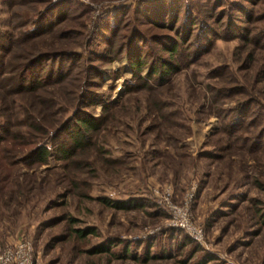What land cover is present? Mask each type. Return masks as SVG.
Wrapping results in <instances>:
<instances>
[{
    "label": "rangeland",
    "instance_id": "obj_1",
    "mask_svg": "<svg viewBox=\"0 0 264 264\" xmlns=\"http://www.w3.org/2000/svg\"><path fill=\"white\" fill-rule=\"evenodd\" d=\"M59 51L78 57L63 85L13 94L27 61ZM160 60L174 72L148 76ZM76 110L94 123L79 144L25 126L0 143V251L25 238L32 264H264V0H0V116L73 133ZM36 146L48 156L31 163ZM166 190L191 195L202 243L171 227Z\"/></svg>",
    "mask_w": 264,
    "mask_h": 264
},
{
    "label": "trees",
    "instance_id": "obj_2",
    "mask_svg": "<svg viewBox=\"0 0 264 264\" xmlns=\"http://www.w3.org/2000/svg\"><path fill=\"white\" fill-rule=\"evenodd\" d=\"M35 24V22H33ZM32 23V25H34ZM44 34L43 30L37 32L35 29L30 30L28 33H26V42L27 41H32L35 38L39 37L40 35ZM176 38H181V35H179V32L174 33ZM179 38V39H180ZM186 41V40H185ZM177 44L176 40L172 42L171 46H168V48L165 50L168 53V56L171 57L174 54L177 53ZM78 61V57L75 56L73 53H68L65 51H59V52H52V53H45L43 55H39L38 57L30 60L29 62L27 61V64L24 65L21 70H18L15 73L16 77V86L13 94L15 96L18 95H24L27 93L35 94L36 91L40 90V87L47 83L52 77H54L52 83L55 85H63L65 83L66 77L69 75L70 71L73 69V63ZM71 63L69 66V69L67 72L64 74V68L65 64ZM40 64V67L46 69L44 72V75L41 77L40 75H37L34 80L30 79L28 76L29 68L28 66L34 67L35 65L38 66ZM141 64L140 59L137 57L135 58V61H132L131 68L134 69L135 67L139 66ZM31 67V68H32ZM43 70V69H42ZM175 66L170 64L168 61H161L157 67H154L153 65L150 67V72L148 76L153 75L154 73H158V75L163 76L165 74H169L171 72H174ZM89 82H84V85H88ZM86 93V90L82 88L80 92V97H84V94ZM84 99H88L85 97ZM91 103V102H89ZM76 110L75 114L77 113L78 117L74 118V127L76 129H79L80 131H75L72 133V131H68L70 129V124L69 121L62 123L60 126H57L54 129V132H50L49 129L46 127V124H44L41 114L39 113V119L37 117H29L28 119L26 118L22 122H10L7 121L8 115L4 112L2 114L3 123L0 124V143H6L13 141V137L11 136L16 135V130L15 132H11L13 127L14 129H18V127H27L26 129L29 131L33 130L35 133H37V136L35 139H54L56 137L63 136L64 134H67L70 138L71 143L74 144H79L83 140L85 134L89 132L90 130L94 129V123L92 122V118H90L87 114L80 112ZM37 113V112H34ZM74 115V114H73ZM7 117V118H6ZM29 133V132H27ZM30 135V134H29ZM11 136V138H10ZM25 159H31L30 162L33 163L34 161H42L45 159L46 156H48L47 150L45 146H36L32 147L29 151L26 152L24 155ZM122 203H114L115 208H121ZM106 251V249H105Z\"/></svg>",
    "mask_w": 264,
    "mask_h": 264
},
{
    "label": "built area",
    "instance_id": "obj_3",
    "mask_svg": "<svg viewBox=\"0 0 264 264\" xmlns=\"http://www.w3.org/2000/svg\"><path fill=\"white\" fill-rule=\"evenodd\" d=\"M170 196V192L166 190L164 200L170 216L171 227L183 231L193 242L202 243L204 237L202 229L192 221L190 216L191 195H186L184 203L180 206L172 204ZM32 257L31 242L25 238H17L0 251V264H32Z\"/></svg>",
    "mask_w": 264,
    "mask_h": 264
}]
</instances>
